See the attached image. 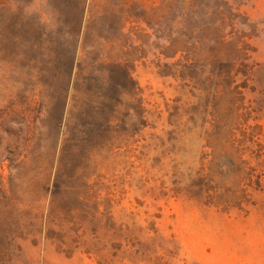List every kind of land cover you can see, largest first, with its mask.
<instances>
[{
	"label": "rangeland",
	"instance_id": "rangeland-1",
	"mask_svg": "<svg viewBox=\"0 0 264 264\" xmlns=\"http://www.w3.org/2000/svg\"><path fill=\"white\" fill-rule=\"evenodd\" d=\"M0 264H264V0H0Z\"/></svg>",
	"mask_w": 264,
	"mask_h": 264
}]
</instances>
